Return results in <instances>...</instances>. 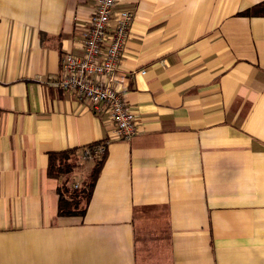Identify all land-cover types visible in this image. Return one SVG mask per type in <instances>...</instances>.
I'll use <instances>...</instances> for the list:
<instances>
[{
    "label": "crops",
    "instance_id": "0c3cea01",
    "mask_svg": "<svg viewBox=\"0 0 264 264\" xmlns=\"http://www.w3.org/2000/svg\"><path fill=\"white\" fill-rule=\"evenodd\" d=\"M94 5L0 0V264H264V0H121L130 142L49 85L83 56ZM95 143L108 158L87 211L59 217ZM69 149L72 172L49 178Z\"/></svg>",
    "mask_w": 264,
    "mask_h": 264
},
{
    "label": "built area",
    "instance_id": "2783aa9c",
    "mask_svg": "<svg viewBox=\"0 0 264 264\" xmlns=\"http://www.w3.org/2000/svg\"><path fill=\"white\" fill-rule=\"evenodd\" d=\"M94 2L88 26L81 33L83 56L63 54L62 76L49 85L72 93L88 104L94 113L109 112L117 135L130 142L139 133L137 118L126 105L118 87L119 71L135 14L132 10L118 9L121 0ZM138 73L145 75L146 71ZM106 149V143L84 149L79 164L95 162Z\"/></svg>",
    "mask_w": 264,
    "mask_h": 264
},
{
    "label": "trees",
    "instance_id": "16d2710c",
    "mask_svg": "<svg viewBox=\"0 0 264 264\" xmlns=\"http://www.w3.org/2000/svg\"><path fill=\"white\" fill-rule=\"evenodd\" d=\"M99 144L100 143H95L93 146ZM77 153L78 149H69L66 151L50 153L49 167L47 170L48 177L52 179H59L61 176L71 173L77 160ZM107 158L108 149H106L105 154L101 158L95 159V165L93 167L92 173L82 190L69 194L68 189L64 186L58 189L59 217L85 215L88 205L91 202L96 183L107 162Z\"/></svg>",
    "mask_w": 264,
    "mask_h": 264
}]
</instances>
